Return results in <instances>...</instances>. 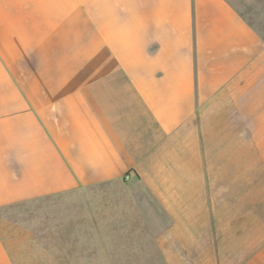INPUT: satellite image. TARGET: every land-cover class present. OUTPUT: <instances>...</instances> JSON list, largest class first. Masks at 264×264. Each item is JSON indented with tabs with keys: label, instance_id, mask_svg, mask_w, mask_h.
<instances>
[{
	"label": "crops",
	"instance_id": "0c3cea01",
	"mask_svg": "<svg viewBox=\"0 0 264 264\" xmlns=\"http://www.w3.org/2000/svg\"><path fill=\"white\" fill-rule=\"evenodd\" d=\"M126 175L264 264V35L234 0H0V209Z\"/></svg>",
	"mask_w": 264,
	"mask_h": 264
},
{
	"label": "rangeland",
	"instance_id": "374dc122",
	"mask_svg": "<svg viewBox=\"0 0 264 264\" xmlns=\"http://www.w3.org/2000/svg\"><path fill=\"white\" fill-rule=\"evenodd\" d=\"M234 1L264 35V0ZM125 180L1 208L0 231L17 264H222L221 232L177 236L150 191Z\"/></svg>",
	"mask_w": 264,
	"mask_h": 264
},
{
	"label": "built area",
	"instance_id": "2783aa9c",
	"mask_svg": "<svg viewBox=\"0 0 264 264\" xmlns=\"http://www.w3.org/2000/svg\"><path fill=\"white\" fill-rule=\"evenodd\" d=\"M126 179L127 180H130L131 179V176L130 175H126Z\"/></svg>",
	"mask_w": 264,
	"mask_h": 264
}]
</instances>
